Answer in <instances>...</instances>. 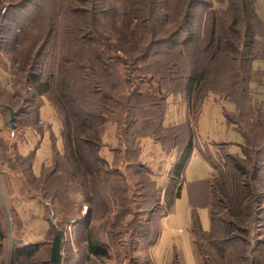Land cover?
Returning a JSON list of instances; mask_svg holds the SVG:
<instances>
[{"label": "trees", "instance_id": "16d2710c", "mask_svg": "<svg viewBox=\"0 0 264 264\" xmlns=\"http://www.w3.org/2000/svg\"><path fill=\"white\" fill-rule=\"evenodd\" d=\"M165 1L172 3V0ZM15 2L0 0V12L5 4ZM159 2L143 0L140 6L136 2L138 7L130 20L132 26L125 35L122 29H115L111 33L107 29L110 35H101L99 12L91 13L93 22L88 24V21H67L61 11H55L48 15L47 27L36 25L34 21L24 26L29 33L21 29L23 38L19 41L23 54L16 59L12 57V60L14 64L21 60L17 84L22 91H8L0 79V98L8 96L6 94L10 92L9 100L18 107L21 100L24 104L35 102L36 107L32 112L36 118L26 127L39 128V108L43 97H47L62 125L64 150L60 152L54 146L52 164L43 170L40 177L32 172L31 157L21 156L16 143L11 146L12 151L5 148L0 154V180L10 206L12 223L17 220V213L11 200L23 196L21 192L20 195L16 194L21 188L27 191V197L37 200L47 209L52 208L55 218L60 214L56 223L51 221V235L53 230L55 234L57 225L63 228L62 264H81L83 261V256L72 261L65 257L63 243L66 228L71 227L72 231L77 224L85 226L90 223L93 227L85 236L86 264H105L106 260H112L113 247L120 248L129 264H139L141 256L134 258L129 254L144 250L147 253L157 234L152 217L159 215L162 207L159 205L160 191L147 175L149 169L137 160L134 138L146 135L163 139L161 120L167 95L182 93L187 102L198 110L209 93H213L235 103L237 119H233L230 113L225 116L241 134L244 143L241 155L222 149L223 163L214 164L215 173L204 190L211 228L209 232H204L194 216L192 232L196 253L200 264H264V239H260V228L264 226V218L261 217L264 203V192L261 190L264 103H257L258 91L252 87L253 84L264 86V74L255 72L252 67L255 60H264V25L257 15L255 0L220 1L221 14H234L224 28L223 37L219 33V21L213 19L207 23V47L213 51L210 58L203 60L198 50L190 48L197 43L193 33L196 0H179V8L173 7L172 10L165 7L166 13L161 18ZM126 4L123 1V6L117 10L119 21L128 19ZM14 6L17 5L10 8ZM172 11H175L176 19L172 17ZM160 21L161 24H176L171 29H165L158 27ZM181 35L184 38L175 47L177 56L174 62L170 61L171 69L168 71L171 90L160 95L162 88L158 87L154 96L150 93V85L144 91L141 83L147 81V76H150L149 82L158 74V70L148 64L151 58L158 55L153 54V46L167 37L175 39ZM27 42H32L33 46H23ZM47 46L57 50V70L45 76L43 72L33 71V62L38 63L42 56L41 49ZM35 48H38L37 53L25 60V55ZM30 58L33 59L32 63ZM77 58H80L79 61ZM114 63L119 65V69L114 67ZM120 67L123 71H120ZM115 73L124 79L119 82L122 84L120 94L113 93L118 88L108 83L106 78ZM133 77L140 79L138 87L130 85ZM10 106L6 104L4 107L11 117L10 110L16 106ZM21 114H24V108L16 118ZM20 118L16 120L18 125ZM110 123L117 124L120 141L126 147L123 154L117 153L112 167L101 156L103 136ZM191 148L189 139L179 164L175 166L174 176L180 175ZM9 151L10 154H7ZM19 166L24 169H19ZM5 167L9 168V172ZM17 184H21V187L18 188ZM75 194L81 195L80 203L75 201ZM147 204L150 205L147 207ZM84 205L88 208L82 214ZM66 206H69L68 211L56 210ZM129 206L137 209L132 211ZM129 215L134 219L127 220ZM6 221L7 213L0 196L1 264H6L9 251ZM77 229L73 230L74 233ZM100 230L103 234H100ZM51 235L48 249L39 245L26 246L21 240V243L14 241L9 264H35V258L41 253L47 257L40 264H50ZM13 236H20L19 230ZM147 257L141 264H149Z\"/></svg>", "mask_w": 264, "mask_h": 264}, {"label": "crops", "instance_id": "0c3cea01", "mask_svg": "<svg viewBox=\"0 0 264 264\" xmlns=\"http://www.w3.org/2000/svg\"><path fill=\"white\" fill-rule=\"evenodd\" d=\"M255 9L259 20L264 25V0H255ZM255 72L264 74V60H255L252 64ZM258 91L257 100L264 102V86L252 85ZM258 88V89H257ZM196 110L189 104L182 93H171L164 99L161 126L163 139L140 135L134 138L137 146V160L149 169V178L160 191L159 205L161 213L155 217L157 234L148 247L149 264H198L193 240L194 216L199 220L204 232L211 228L210 210L207 207L204 190L207 182L215 173L214 164L223 163L222 149L232 154H242L243 138L236 127L230 124L225 114L234 113V102L219 95L209 93ZM41 121L39 128L25 129L23 139L16 141L18 153L31 157L32 172L40 177L46 167L51 166L53 148L64 150L61 137L62 125L48 98L38 112ZM6 135V134H4ZM191 139L192 148L178 175L174 176L175 166L179 164L183 149ZM125 143L120 141L117 124L110 123L103 136L101 156L110 167L117 160V153L125 151ZM75 201L82 197L75 194ZM12 207L24 222L23 243L26 246L39 245L48 248L52 223L45 213L43 204L32 198H12ZM88 206L84 205L82 214ZM10 215V212L8 216ZM47 216V217H46ZM11 217V215H10ZM93 224H77L83 246L74 247L82 250L86 264L85 236Z\"/></svg>", "mask_w": 264, "mask_h": 264}, {"label": "rangeland", "instance_id": "374dc122", "mask_svg": "<svg viewBox=\"0 0 264 264\" xmlns=\"http://www.w3.org/2000/svg\"><path fill=\"white\" fill-rule=\"evenodd\" d=\"M15 1L16 2L13 4H10V3L5 4V6H3L0 12V79L2 81V85L10 92L22 91L21 86L17 84L19 77H20L19 69L22 68L21 60H17L18 63L14 64L12 57L16 59L23 54V51H22L23 47L21 46L19 40L23 38L21 29H24V26H26L25 24H27L28 22L31 24L34 21H36L35 22L36 25L47 27V22H46L47 17L48 15L53 14L55 11H61V13L63 14V17L67 21L70 19H73L74 20L73 23H82L84 21H88V24H92L93 20H92L91 13L99 12L100 26H98V28L101 32V35H104V34L110 35L111 31L115 29H122L125 35V32H129L128 28L132 26L130 24V20L133 19V16L135 14L137 7L140 6V4H142L141 2H143V0H15ZM123 1H124V5L127 3L125 7L128 8L129 14L127 16L128 19H126V21H122V20L119 21L117 19V10L123 6ZM220 1L221 0H196L195 6L193 8L194 23H196L193 33L197 37V43L195 45H192L190 48L192 50L193 49L198 50L202 60L203 58H206V59L208 57L210 58V56L212 55V51H213V49H208L207 47V44L209 42L207 23H209L213 19H216L217 21H219L220 22L219 33L223 37L225 35L224 28L227 26L228 23L231 22V18L233 17V14H234V13H230L226 15L221 14L220 9L222 6L220 5ZM136 2L138 6L135 4ZM11 5L12 6L17 5V6H14V8L11 9L10 8ZM165 7H171V10L174 9L173 7L179 8V0H172V3L170 4L167 3L165 0H160L159 2V8H160L159 17L160 18L163 16V14L166 13V10L164 9ZM212 12L214 13L211 14ZM168 13L171 15L169 11ZM172 17L176 19L175 11L174 12L172 11ZM172 23L173 22H169V23L163 22L161 24V21H160L158 23V27L161 26L165 29H171L173 25L176 24V22H174L175 24H172ZM62 25H64V23H62ZM67 25H70V24H67ZM146 25L149 26L150 24H146ZM155 25L157 26L156 21H155ZM107 29H110V33H109V30ZM26 33H29V32L26 31ZM183 38H184V35L178 36L175 39L167 37L166 40H160L159 44H156L153 46V54H158V55L151 58L148 64L152 65L155 69H157L158 74H156L153 77V79L150 80L149 82L148 80L150 79V76H147V79H146L147 81H143L141 83L142 89L144 91L147 90L150 85L152 86V91L150 93H153L154 96H155V91L157 90L158 87L162 88V92H160V95L171 90L170 80H168V74H169L168 71H170L171 69L170 61L174 62L177 56V51H176L177 49H175V47H178L177 43ZM23 46L30 48L33 46V44L32 42H27ZM37 50L38 48L33 49V51H29L25 55V60L27 57H30L34 55V53H37L36 52ZM41 51H42V56L39 58L38 63L37 62L35 63V61L33 62V65H34L33 71L35 73L43 72V75L47 76L48 74L52 73V71L57 70V50L55 47L51 48L47 46L46 48L41 49ZM18 53H20V55H18ZM166 55H170V56L166 57ZM79 59L80 58H77L76 60L79 61ZM32 60L33 59L30 58V63H32ZM203 62L205 63V60ZM113 65L115 68L119 69V65L117 63H114ZM145 68H147V66ZM148 70H150L149 67H148ZM120 71H123L122 67H120ZM106 78H107L108 83L110 82L113 86H116L118 88L113 93L120 94L121 89L119 88L122 87V84L119 82L124 80L123 77L115 73L114 75L106 77ZM139 80L133 77L130 82V85L133 87H138L137 85L138 83H140ZM9 93H7L6 95L10 96ZM22 95H25V94H22ZM8 96L0 98V154L3 153V151H5V148L7 150L12 151L11 146L14 145L16 141H20L23 139V134H25V129H33L32 127H26V126L31 125L33 120H35L36 118L34 113L32 112L33 109L36 107L35 102H33L32 104H24L23 101L21 100L19 104L20 107H18L15 102H12L9 100L10 97ZM156 98H158V96ZM31 99L32 98H30L29 102H31ZM257 103L260 104L261 102L258 101ZM6 104H8V106H10L9 104H11L12 105L10 106L11 108L13 107V105H15L16 107H13L14 111H17L18 108L20 110L24 108V114H21L18 116V118L21 117L19 125L16 123V120H18V118L15 119V125H16L15 130H12L7 124L10 118V115H9V111H7V109L4 107ZM230 114H231L230 116H232L233 119H237V116L235 113L232 112ZM40 124H41V121H40ZM18 126L21 128H18ZM10 151L7 154H10ZM261 159L263 160V156ZM18 168L21 170L24 169L23 166H19ZM4 169L7 172H9V168L5 167ZM261 176L263 178L262 179L263 187L261 188V190L264 192V169L262 171ZM1 184L2 183L0 180V196H1V199L3 201L4 207L7 213L8 222L6 221V224L8 228V234H9L8 240H7L9 251H8L7 258H5V262L6 264H9L10 259H11V251L14 250L12 249V246L14 245V241L18 240L19 243H21L20 240L23 241L22 230L24 228V222L19 220L18 217H20V215L17 216L16 214L17 220L14 221V223H12V219L10 215L8 216L10 206L7 204V201L4 195V190ZM17 187L18 188L21 187V184L20 185L17 184ZM16 192H17L16 194H19V195H20V192L23 194V196H20V197H23L25 199L29 198L27 197L28 195H26L27 191H25L24 189L21 190L20 188ZM149 205L150 204H147V207ZM129 207L132 209V211L137 209L132 206H129ZM262 208H263V212H262L261 217L264 218V203L262 205ZM68 209H69V206H66L63 209L59 208L56 210L57 211H68ZM158 210H159V207L157 211ZM52 211H53L52 208L47 209L45 207L46 215L48 217L53 216L54 223H56V221L60 219V214L56 215V218H55L54 217L55 212L53 213ZM123 214H124L123 211H121L120 215L122 217H123ZM61 215L63 214L61 213ZM154 215L152 217L151 222L155 220ZM113 216H114V213H113ZM132 219H134L132 215H129L127 217V220H132ZM260 229L262 230V232H260L262 233V235L260 236V239H264V235H263L264 226H262V228ZM17 230H19L20 236L14 237L13 234L17 233ZM66 230H67V234H65L66 240L63 243L64 254L67 259L72 261L82 256L83 253L80 248H77L75 250L76 253H78V255L77 254L75 255V253L73 252V249H75L74 247H78L79 245H81L82 247L83 240L81 241L82 237L79 236V233L77 232L74 233V231L76 230L71 231V227L66 228ZM100 234H103L101 230H100ZM53 236H54V230L51 235V241H52ZM48 248H43V249H48ZM231 252H233V249H231ZM112 253H113V259L110 261L106 260L105 264H129L130 263V261H127L126 259H124L123 253L120 251V248L113 247ZM195 253H196V246H195ZM138 255L141 256L140 258L141 261L139 263L141 264L146 260L147 253L144 250L141 252L137 251L134 254H132L131 252V254H129L130 257H134V258L137 257ZM46 257L47 255L44 253L39 254L35 258L36 260L35 264L42 263L43 259ZM23 259L24 258H22V261ZM1 261H2V257H0V262ZM147 261H148V257H147ZM199 261L200 259L197 255L198 264H200ZM135 262L136 260L133 263ZM70 263L71 262H68V264Z\"/></svg>", "mask_w": 264, "mask_h": 264}, {"label": "water", "instance_id": "95a60500", "mask_svg": "<svg viewBox=\"0 0 264 264\" xmlns=\"http://www.w3.org/2000/svg\"><path fill=\"white\" fill-rule=\"evenodd\" d=\"M11 111V117L9 120V127L12 130L16 129L15 125V119L16 116L18 115L20 110ZM50 220L54 222L53 216H50ZM64 239V231L63 228L60 225L56 226V231L52 240V245H51V255H50V264H62L63 263V254H62V242Z\"/></svg>", "mask_w": 264, "mask_h": 264}]
</instances>
